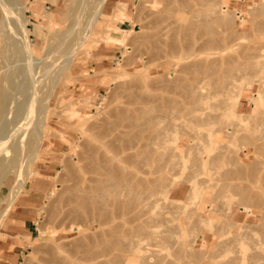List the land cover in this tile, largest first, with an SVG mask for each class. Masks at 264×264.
<instances>
[{"label": "rangeland", "instance_id": "374dc122", "mask_svg": "<svg viewBox=\"0 0 264 264\" xmlns=\"http://www.w3.org/2000/svg\"><path fill=\"white\" fill-rule=\"evenodd\" d=\"M17 1L23 10H16V14L26 24V39L39 61L32 67L35 75L39 77L49 66L58 65V71L66 67L41 84L36 117L44 144L37 160L23 169L26 184L0 227L1 234L42 170L47 179L40 181L48 188L37 205L32 226L35 240L20 264H40L62 251L88 259L94 252V260L87 264H119L116 257L123 255L119 242L126 245L127 234L136 237L146 231L158 233L156 238L160 239L156 240L160 243L144 237L143 257L137 258L139 262L131 254L136 260L130 257L133 263L129 260V264H145V259L152 258L155 264L165 259L163 264H228L238 257L240 246L234 245V238L246 226L252 232L245 249L251 253V247L264 239V103L255 117L251 115L252 102L258 96L264 101V0H132L126 9L120 0H108L103 9L107 16L102 12L89 41L70 61L65 56L72 40L78 36L81 41L86 36L85 19L98 2ZM12 2L16 4V0ZM225 9L227 24L220 25ZM73 10L77 15L71 16ZM80 19L81 23L68 32ZM125 21L128 23L120 26ZM110 37L125 38V43L112 44ZM211 40L215 42L211 44ZM101 50L113 57V63L103 72L106 87L95 103L82 102L76 95L77 86L94 74L91 65L97 62L95 55ZM15 81L21 84L23 77ZM73 111L86 120L74 117ZM131 120H137L141 127H128ZM116 135V140L122 136L125 143L111 144ZM106 141L111 149L103 143ZM130 145L139 149L117 153L115 165L128 167L124 172L127 176L139 171L144 202L130 204L131 213H117L111 203L107 204V212L120 220L103 226L86 221L81 204L88 193L82 191L83 182L93 177L99 153L104 147L103 153L118 152ZM132 155H139L137 167L124 161ZM53 157L59 159L57 166L54 161L44 163ZM44 169L52 173L45 175ZM15 182L14 173L0 182V214ZM227 186L229 190L224 189ZM154 188L158 192L155 199L151 198ZM234 188L248 189L246 195L252 199L238 193L233 196ZM244 205L251 213L241 210ZM208 218L212 221L203 224L202 220ZM80 226V233L69 232V228ZM140 227H144L142 231ZM200 227L204 231H198ZM117 228V235L110 236Z\"/></svg>", "mask_w": 264, "mask_h": 264}, {"label": "bare ground", "instance_id": "6f19581e", "mask_svg": "<svg viewBox=\"0 0 264 264\" xmlns=\"http://www.w3.org/2000/svg\"><path fill=\"white\" fill-rule=\"evenodd\" d=\"M12 1L13 0H0V182L5 180L6 177L12 173H14V175H16V182H15V185L13 186V189L11 190V192L8 196L6 207L4 208V210L0 214V227L2 225V222L5 220V218L8 216V214L13 209V206L17 200V197L21 193L23 186L26 184V178L27 177H25L24 174L22 173L23 169L25 170L27 168V167L25 168V166H27V164H29L31 161L37 160L39 153H40V149L42 148V146L44 144L43 131L41 130L40 124H39L38 119L36 117L38 110H39V104H40V99L38 98V94L41 92V84L44 81V79L46 77H48L49 75L52 74V75L57 76L58 72L63 73L66 69V67H65V69H61V71H58V70H60L59 66L54 65V66H49L46 69V71L42 75H40L39 77H37L35 75V72L33 71L32 67L35 66V65L33 66V64H38L39 61L36 60V58L32 52V46L30 45V43L26 39V35H27V29L25 27L26 24L22 21V18H20L16 14V10L19 11V10H23V9L17 0L15 2L16 4L11 5V4H13ZM96 1L98 3L95 5H92L94 10L90 6V8H91V10H93V12H91L89 15H87V17L85 19V21L88 22V23L86 22V24H87L86 25V30H87L86 36L81 41L79 40L78 36H76L75 39L72 40L73 44L70 46L71 49H70V51L67 52V55L65 56V60L70 61L71 58L73 56H75L78 53V51H80V49H82L86 45V43L90 39V33L93 32V30L96 28V25H97V23L101 17L103 9H104L108 0H96ZM72 3H73V1H72ZM73 6L76 7L75 5H73ZM213 6H215V5H213ZM221 9H223V7ZM211 10H212V8L210 9V11ZM71 12H72L71 16L77 15L76 14L77 11L73 10ZM71 12H68V13L70 14ZM87 12L89 13L88 10H87ZM73 13H75V14H73ZM84 14L86 15V12ZM225 14H227L226 9L224 11H222V13L220 15L221 19H219V22L217 21L218 24H220V23H221L220 25H222L223 23L227 24V17ZM78 15H80V14H78ZM80 17H85V16H80ZM217 18H219V17H217ZM81 19L76 24H73L69 28L68 32H71L73 30V26L75 29L76 25L78 23H81ZM109 42H111L112 44L118 43V45H120V44L125 43V38L115 39V38L110 37ZM214 42L215 41H213V40L210 41L211 44ZM192 55L193 54L191 52V56ZM189 57L190 56H188V58ZM19 76L23 77V82L21 84L16 83V81H15L17 77L19 79ZM42 78H43V80H41ZM56 82L57 81H55V84H56ZM185 96H186V94H185ZM135 100H136V98H135ZM263 103H264L263 97L258 96V98L252 102V108L250 107L251 113H252L251 115H254V117H255V114H257L259 112L260 107L262 106ZM233 105H234V103L232 104V106ZM232 106H230V108ZM263 107H264V104H263ZM114 113L115 112H113V114ZM73 116L77 117L80 121L85 119L84 117H81L77 111H73ZM125 116L126 115L124 114L123 117H125ZM238 116L241 117L239 114H238ZM129 118H127V119H129ZM170 118H172V117H170ZM243 118H245V117H243ZM252 121H253V119H252ZM158 122H161V121L158 120ZM155 123H154V125H155ZM128 127H134L136 129H138L141 126L137 120H131ZM193 128H195V127H193ZM115 131H116V129H115ZM141 132H143V131H141ZM228 132L231 133L232 130L228 129ZM235 132H237V131H235ZM136 135L137 134H135V136ZM117 136L118 135H116L114 141L111 142V140H110L111 144L115 141L116 142L119 141L120 143L124 141L122 136L120 137V135H119L120 138L118 137L119 139L116 140ZM233 136L235 137V135H233ZM137 138H139V137H137ZM236 139H237V137H236ZM236 139H234V140H236ZM125 141H124V143H125ZM127 141H129V140H127ZM103 143H107V141L103 142ZM229 144H230V142H229ZM231 144H232V142H231ZM106 145H108V143ZM111 146L112 145H110L107 149H111L110 148ZM125 147L124 146L121 147L120 148L121 150H119L118 152L114 151V150L113 151L112 150L111 151L106 150L108 152L104 151V153H103L102 151H103V149H105V147H104L102 149V151L100 152L101 154L99 153V155L97 157L98 163H96L95 167L93 168L94 169L93 177H91L89 179L87 178L83 182L84 185H83L82 191L87 192L88 195L86 198H84V200H85L84 204L83 203L81 204L82 208L80 207L82 209V217H83V219H85L88 222H92L93 224H97V226L98 225L103 226V224H105V223L107 224L111 220H112V222H114V220L116 219L115 214H112V213L110 214L107 212V210H106L107 204L111 203V205L117 209V213H121L123 211H127V212L131 213L130 211H128L130 204L134 203V204L141 205L144 202V196L140 190V188L143 186V181L139 178V171L135 170V173H132V174L131 173L129 174L126 172L128 174V176H127L126 174H124V172H125V170L127 171L128 167H125L124 165H119V164L115 165L116 157H118L121 153L126 154L127 151H135V150L139 149V146H133V145H130L129 147H126V148ZM115 148H112V149H115ZM158 148H160V147H158ZM260 149H258V150H260ZM114 152H116V153H114ZM117 153L118 154L120 153V154L118 155ZM141 156H142V154H141ZM138 158H139V155H132L131 157L126 158L128 161H126V159L124 161L126 163H129V164L131 162V164H134L137 167L140 163ZM120 162H122V161H120ZM116 163H118V162L116 161ZM149 164H151V162ZM146 168H148V167H146ZM193 172L196 173V171H193ZM120 173L124 174V176H126V178L125 177L121 178ZM154 173H157V172H154ZM195 173L193 176H195V175L197 176V174H195ZM128 177H129V179H127ZM160 179H163V178H160ZM134 181L136 182L135 186H131L130 184H132ZM163 181H164V179H163ZM197 181H198V179H197ZM154 183L157 185V183H159V180L158 179L155 180ZM172 185H173V183H172ZM213 188H215V187H213ZM228 188H230V187L227 186L224 189L229 190ZM247 190L248 189H246V191ZM204 191H205V189H203V192ZM246 191L245 190L240 191L238 188H234L231 191V193L233 195V193L236 192L233 196H239L238 194H240V197L244 196L242 198H245V199L247 198L249 200L252 199L251 197H253V196L250 197L249 196L250 194L246 195V193H247ZM157 193L158 192H157L156 188L152 189L151 198L154 197V199H155ZM222 197H223V195H222ZM148 201H150V200H148ZM241 210L245 211L244 213H247V214L251 213V211L249 210V207L247 205H244L243 207H241ZM257 211H258V209H257ZM214 212H217L215 208H214ZM185 217H187V216H185ZM117 219H118V217H117ZM134 219L135 218H133L132 220H134ZM192 219H194V218L192 217ZM192 219H191V221H192ZM118 220H120V219H118ZM189 220H190V218L187 219V223H189ZM135 221H136V219H135ZM208 221L210 222V221H212V219H209V218L203 219L202 223L203 224H205V222L209 223ZM137 222H138V220H137ZM190 225L188 224V227ZM71 226H72V223H71ZM76 226H79V225H76ZM194 227H196V226H194ZM62 228H64V227H61V230H62ZM143 228L144 227H140V231H142ZM53 229L55 231V228H53ZM69 229H70L69 232H71V231H76V233L81 232V226L69 228ZM203 229H204L203 227L202 228L200 227L197 230L198 231H201V230L204 231ZM61 230H59V231H61ZM186 230H187V227H186ZM191 230H193V229H191ZM54 231H52V232H54ZM207 231L211 232V229H209ZM55 232L57 233L58 231H55ZM64 232H68V230H66ZM250 232H252V231L247 230V226H246L234 238L235 239L234 245L240 246V252H239V254H237L238 257L236 259H234L233 261L229 262L228 264H264V239H263V241H261L259 243L257 242L256 244L253 245V247H251V253H249L245 249V246L249 245V244H247V240L249 239ZM117 233H118V228L115 229L114 232H110V236L117 235ZM171 233H173V232H171ZM52 234L55 236V233H52ZM153 234H156V235H154L155 237H153L155 239L151 240V237ZM157 234L158 233H156V232L152 233V231L151 232L146 231V232H144V234L143 233L138 234V236H136V237L129 236V234H127L126 237H127L128 243L126 245H124L123 243L119 242V248L118 249L121 250L123 255L116 257L117 258L116 261L120 260V261H118L119 264H129L130 263L129 260L132 263H133L132 260L133 259L136 260L138 257L140 260V258L143 257L140 254L143 250L142 249V247H143L142 243L144 241V237H147L148 239L150 238L149 241H154L156 239H160V238H158L160 236H158L156 238ZM186 234H188V233H186ZM199 238H202L201 234H200ZM164 239L165 238H162L161 241H164V242L168 241L167 239H165V240ZM156 241H158V240H156ZM156 241H155V243L157 244L159 241L158 242H156ZM159 243H158V245H160ZM163 244H165V243H163ZM168 245H169V242H168ZM174 246H175V242H174ZM182 246H183V244H182ZM182 246H181V250H182ZM169 247H171V246L169 245ZM176 247H178V246H176ZM85 248H86V246H85ZM145 249L146 248H144V250ZM153 249L155 250V248H153ZM150 250H151V248H150ZM177 251H178V249H177ZM93 253H91L90 256L93 255ZM173 253H174V251L172 252V254ZM131 254L137 256L136 259L133 258ZM128 255H131V256L128 257ZM142 255H143V252H142ZM90 256H88L89 259L87 257L76 258L70 252L62 251L61 253H58L56 255H52L51 257L42 260L40 262V264H80V263L87 264L89 262L91 263L94 260L92 258V256L91 257ZM130 257H132L133 259H130ZM167 259H168V257H167ZM145 260L147 261V262H145V264H155L154 263L155 261L153 262V258L152 259H145ZM165 261H166V259H165ZM135 263L137 264V262H135Z\"/></svg>", "mask_w": 264, "mask_h": 264}, {"label": "crops", "instance_id": "0c3cea01", "mask_svg": "<svg viewBox=\"0 0 264 264\" xmlns=\"http://www.w3.org/2000/svg\"><path fill=\"white\" fill-rule=\"evenodd\" d=\"M131 2L132 0H120V4L125 6V9ZM103 15L104 17L107 16L104 12ZM126 23L128 22L125 21L124 23H121L120 26L125 25ZM101 51L103 52L95 55L97 62L91 65L92 68L96 70L93 72L94 74H90L77 86L76 95L78 100L82 102L90 104L95 103L106 87L107 80L105 79L103 72L106 67L113 63V57L112 55H109L110 53L105 54L104 50ZM80 105L83 106V103ZM64 141L70 143L67 139ZM56 160L59 161V159L53 157L44 163L52 164V161H54L53 163L55 164L53 165L57 166L58 162ZM51 169L53 168L51 167ZM43 172L45 175L52 173L45 172V169ZM41 175L42 176L39 174L38 178L35 176L36 178L33 180V184L30 185L25 198L20 201V204L15 211L9 216L5 228L0 234V264H20L24 254L35 240V232L32 226L37 217V205L48 188L44 185L45 183L40 181V179H47L44 178L45 176L42 174V170Z\"/></svg>", "mask_w": 264, "mask_h": 264}, {"label": "built area", "instance_id": "2783aa9c", "mask_svg": "<svg viewBox=\"0 0 264 264\" xmlns=\"http://www.w3.org/2000/svg\"><path fill=\"white\" fill-rule=\"evenodd\" d=\"M240 20H242V18H240Z\"/></svg>", "mask_w": 264, "mask_h": 264}]
</instances>
